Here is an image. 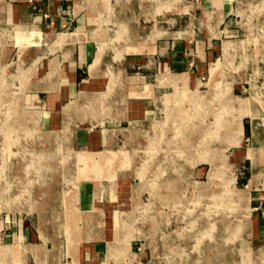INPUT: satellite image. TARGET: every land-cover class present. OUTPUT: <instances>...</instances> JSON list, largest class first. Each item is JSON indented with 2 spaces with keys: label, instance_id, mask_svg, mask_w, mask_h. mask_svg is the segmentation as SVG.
Returning <instances> with one entry per match:
<instances>
[{
  "label": "rangeland",
  "instance_id": "374dc122",
  "mask_svg": "<svg viewBox=\"0 0 264 264\" xmlns=\"http://www.w3.org/2000/svg\"><path fill=\"white\" fill-rule=\"evenodd\" d=\"M199 1L87 0L89 31L62 32L57 46L95 40L98 49L89 71L96 75L106 64L107 76L101 78L99 91L79 92L64 106L65 123L59 130L40 129V111L21 101L23 90L48 87L46 81L57 69L52 64L44 78L35 79V66L36 73H41L46 58L39 56L30 65L21 56V50L32 45L46 53L45 34L39 26H19L0 17V44L13 48L9 56L13 62L0 68V219L5 214L16 216L13 208L41 210L50 198L58 199L53 208L62 207L80 177H98L101 170L109 171L105 177L115 192L117 178L127 170L129 194L120 198L113 211L111 238L100 264H264V238L247 233L248 189L238 187L245 186L250 170L243 161L234 166L230 155L235 149L231 145L242 142L238 124L243 112L254 107L264 117V0H225L229 13L215 31L218 51L200 86L190 88L184 73L161 68L159 83H170L174 89L167 85L158 92L152 119L122 121L133 133L116 151L118 162L113 168L99 166L96 153L71 144L75 121L108 125L112 121H104L118 115V104L111 101L109 106L107 101L125 94L126 75L141 79L137 74L143 73L142 67L132 66V60L154 50L155 39L175 34L173 30L184 29L189 22L202 24V9H196ZM225 13L210 11L208 23L214 19L215 28ZM130 95L140 97L141 93L133 89ZM122 103L126 104L124 97ZM245 137L246 147L251 137ZM106 151L115 155L110 148ZM99 155L101 160L107 156L106 152ZM166 162L167 173H161L184 175L176 203L172 197L168 202H154L152 194L159 184L144 180L155 177L154 166ZM196 163L202 168L199 175L191 173ZM170 205L182 212L169 213ZM151 206L158 211L149 213ZM38 215L46 219V211ZM82 218L92 217L87 213ZM4 242L0 237V264H21V246Z\"/></svg>",
  "mask_w": 264,
  "mask_h": 264
},
{
  "label": "crops",
  "instance_id": "0c3cea01",
  "mask_svg": "<svg viewBox=\"0 0 264 264\" xmlns=\"http://www.w3.org/2000/svg\"><path fill=\"white\" fill-rule=\"evenodd\" d=\"M86 1H0V17L2 19L10 23H16L19 26L27 23L30 24L29 26L37 24V27L39 26L45 34L44 41L46 43L43 44H46V53H41V46L34 45L21 50V56L24 61L30 60V65L39 56H41L40 59L46 58V67L41 73H36L37 65L35 66L34 78H44L50 72L51 65H57L55 74L46 81L49 84L48 87L26 89L21 94V101L27 108L40 111L39 127L42 130H59L63 128L65 123L64 106L75 100L82 88L93 92L99 91L98 85L101 78L107 76L106 64L102 66L101 71L96 75H92L89 71V66L93 62L98 49L95 40L80 39L71 45L57 46L58 35L62 32L89 31L90 27H86L89 18L86 13L88 11ZM224 3L227 4L225 0H200L196 5V9H202L204 15L202 24L201 22H189L184 29L173 30L175 34L166 38L155 39L154 50L144 51L148 55L143 56L141 59L132 60V66L142 67L143 73L137 74L141 76V79L131 80L129 77L133 74L126 75V88L124 87L123 90L125 94L115 95L107 101L109 106L113 104L112 102L118 104V115L111 114L112 119L104 121H112L108 125L98 124L103 121L93 123L75 121L72 124L71 131L73 148L96 153L99 160L98 165L103 168L115 166L118 162L116 151L122 149V143L127 144L129 142L130 131H132L129 126L122 125V121L128 119L137 122L140 118L146 117L152 119V105L158 96V92L167 85L174 89L170 83H159L157 75L161 68L168 70L170 73H184L187 76L190 88L200 86L203 83L204 74L207 71L209 72L218 51L217 39L219 34L217 35L215 31L217 28L221 29L220 26L229 13V9ZM218 10L226 11V13L218 25L215 24V28H213L214 19L211 20L212 24L210 25L208 14L210 11L218 12ZM12 49L10 44H0V68L13 62L9 59ZM107 82L108 77L106 85ZM133 89L141 93V96L132 97L130 91ZM122 97L125 98L126 104L122 103ZM259 112L260 110L254 107L243 112L245 116H242L243 122L240 121L242 125L240 131L243 132L242 142L239 146L231 145L235 149L230 155L231 159L234 160V166L243 161V166L246 165L245 167L250 170L246 176L245 186L238 187L247 188L249 193L247 233L263 239L264 117L261 118ZM254 121L258 126L256 140L253 135ZM248 135L251 137V141L245 147L244 139ZM107 148H110L115 155H111L109 151H106ZM251 148H256L254 157L250 155ZM101 152H106V155L109 156L101 160V155H99ZM197 163L192 167L191 173L199 175V173H202V168ZM168 165L166 162L154 166L156 176L151 179L144 177L147 182H158L159 184V187L155 190V195L150 191L152 197H154V202H162L163 200L168 202L171 197L176 199L175 203L179 200L178 190L181 185H178V183L183 180L184 175L182 173H179V177L174 174L164 175L167 173ZM164 170L165 173H161ZM108 173L109 171L103 173L101 170L97 173L99 178L97 176L80 177L74 191L62 207L56 205L53 208L54 204L58 203V199L51 200L50 198V201L48 199V206L41 210H18L13 208L17 213L16 216H6L5 214L4 218L0 219V237L5 238L4 244L21 246L20 259H23L21 264H100L103 262L107 251V240L111 238L112 233L113 211L118 207L120 198L128 196L130 190V185H127V175L129 173L127 170L117 178V190L115 192L111 190L110 179L105 177V174ZM251 180V185H249ZM168 182L175 184L170 185ZM162 187L165 192L161 190ZM98 196H100V200L97 202ZM170 207L169 213L182 212L180 207L173 208L172 205ZM56 209L59 210L55 211ZM43 211H46L45 220L38 215V212ZM157 211L158 209L152 206L149 208L151 214ZM87 213L92 217L89 221L82 218ZM102 219L104 223L100 224L99 220ZM227 223L231 225L230 222L227 221ZM68 230L71 232L69 233ZM88 234L92 236L87 237Z\"/></svg>",
  "mask_w": 264,
  "mask_h": 264
},
{
  "label": "bare ground",
  "instance_id": "6f19581e",
  "mask_svg": "<svg viewBox=\"0 0 264 264\" xmlns=\"http://www.w3.org/2000/svg\"><path fill=\"white\" fill-rule=\"evenodd\" d=\"M93 1V0H92ZM124 11V10H123ZM33 27L34 28H36V29H38L37 28V25L35 26V25H33ZM86 88H82L81 90H80V94L81 95H83V93H85L86 92ZM257 121V120H256ZM256 121H254V127H253V135H254V137H255V140H256V137H257V123H256ZM12 124V123H11ZM238 126H239V129L241 130L242 129V125H241V122H240V120H239V124H238ZM188 127V126H187ZM256 153V148H251V152H250V155L252 156V155H254ZM245 218H246V220L249 218V213L246 211V214H245ZM191 219H194V218H191ZM242 219V218H241ZM221 220V219H220ZM249 222V221H248ZM226 229V228H225Z\"/></svg>",
  "mask_w": 264,
  "mask_h": 264
},
{
  "label": "trees",
  "instance_id": "16d2710c",
  "mask_svg": "<svg viewBox=\"0 0 264 264\" xmlns=\"http://www.w3.org/2000/svg\"><path fill=\"white\" fill-rule=\"evenodd\" d=\"M246 132H247V130H246Z\"/></svg>",
  "mask_w": 264,
  "mask_h": 264
}]
</instances>
